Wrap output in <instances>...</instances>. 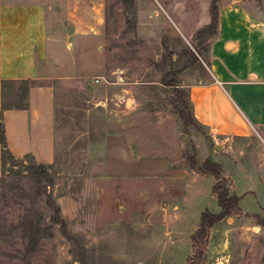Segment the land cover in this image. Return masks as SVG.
I'll return each mask as SVG.
<instances>
[{
  "label": "rangeland",
  "instance_id": "374dc122",
  "mask_svg": "<svg viewBox=\"0 0 264 264\" xmlns=\"http://www.w3.org/2000/svg\"><path fill=\"white\" fill-rule=\"evenodd\" d=\"M41 1L54 6L50 23L54 17L53 25L65 28L74 0ZM98 1L103 26L58 41L45 78L3 81V107L21 106L30 85L53 88L57 147L51 164L32 155L5 159L0 264H185L193 255L189 228L200 222L197 211L218 210L214 177L202 178L187 208L190 220L173 222L167 238L157 203L168 194L161 182L169 185L179 173L167 174L170 165L197 172L193 163L200 166L205 156L206 133L192 123L186 129L178 113L192 111L180 73L194 50L205 57L220 4L233 0ZM1 154L0 146V168ZM230 157L223 151L212 160L225 163L242 189L244 174ZM184 181L174 183L180 188ZM253 203L246 199L244 209L262 210ZM240 216L226 222L225 234L213 232L199 264H264V215Z\"/></svg>",
  "mask_w": 264,
  "mask_h": 264
},
{
  "label": "crops",
  "instance_id": "0c3cea01",
  "mask_svg": "<svg viewBox=\"0 0 264 264\" xmlns=\"http://www.w3.org/2000/svg\"><path fill=\"white\" fill-rule=\"evenodd\" d=\"M48 3L6 0L0 4V121L14 157L32 155L41 163L51 164L57 147L53 88L50 85H30L26 107H3V81L45 78L52 57L50 50L58 41L75 39L91 30L98 31L104 21L101 16L103 4L98 0H74L68 9L70 22L65 28L56 27L54 17L50 23L48 16L54 6ZM94 14L96 19L90 20ZM218 16L217 32L210 40L205 57L194 50L193 61L180 73V80L188 91L196 124L206 133V141L202 143L206 153L200 159L201 164L223 151L233 156L230 159L244 174L242 189L233 180L225 163H217L222 165L223 176L232 181L231 194L241 198L243 216L240 219H253L264 215V193H260V190L264 192V4L253 0L223 1ZM208 20L210 15L200 27ZM218 145L220 150H217ZM132 154L129 150L128 155ZM166 171L167 174L179 172L170 175L171 184L161 182V189L168 194L157 203L162 213L164 235L170 238L174 234L173 222L190 220L192 211L187 208L195 197L198 198L200 180L213 175L171 165ZM180 180L184 181L185 188L183 183L178 187ZM215 183L214 177L210 185L213 196H210L217 199L213 194ZM177 188L182 191L179 193ZM248 198L262 210L250 212L244 209V201ZM153 210L151 213L154 214ZM205 210H209L208 207L197 211L200 222L190 226V238L199 228ZM212 212L220 213V205L217 212L214 209ZM236 219L230 216L216 223L210 230V238L215 230H219L220 235L225 234L226 222Z\"/></svg>",
  "mask_w": 264,
  "mask_h": 264
},
{
  "label": "trees",
  "instance_id": "16d2710c",
  "mask_svg": "<svg viewBox=\"0 0 264 264\" xmlns=\"http://www.w3.org/2000/svg\"><path fill=\"white\" fill-rule=\"evenodd\" d=\"M24 81H29V80H24ZM29 87H27L26 89V94ZM26 105L27 104L25 101L21 106L18 107H26ZM178 113L182 117L186 129L188 128L189 123L198 126L196 124L192 111L191 113L189 112L188 114H185L181 110H178ZM0 145L2 147V173H3L5 169L4 165H5L6 157L9 156L14 157L8 149L3 124H2V132L0 134ZM192 167L197 172L203 174L209 173L215 177L216 183L213 186V194L218 199V203L221 207V212L213 213L210 210H205L202 213L200 226L195 231V233L192 235L191 238L193 255L188 257L185 264H199L202 261L207 251L208 240L210 237V230L216 223L222 221L226 217H230L233 215H240L243 213L242 208L240 206L241 198L236 194H231L230 192L231 184L229 183V180L223 176L221 164L214 162L210 159H207L200 166H197V163L194 162ZM55 214H56L55 220L61 221L58 209L55 210ZM61 224L63 228L66 227V223L64 221H61Z\"/></svg>",
  "mask_w": 264,
  "mask_h": 264
}]
</instances>
